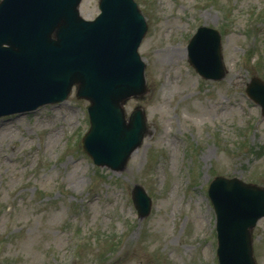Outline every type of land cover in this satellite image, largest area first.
Segmentation results:
<instances>
[{
  "label": "rangeland",
  "instance_id": "rangeland-1",
  "mask_svg": "<svg viewBox=\"0 0 264 264\" xmlns=\"http://www.w3.org/2000/svg\"><path fill=\"white\" fill-rule=\"evenodd\" d=\"M147 26L139 53L148 136L126 168L93 164L83 151L88 102L73 89L63 103L0 119V264H218L215 177L264 188V117L246 95L264 81V0H135ZM99 0H84L92 20ZM222 35L227 70L201 79L187 60L198 28ZM152 200L140 219L132 191ZM264 264V218L253 231Z\"/></svg>",
  "mask_w": 264,
  "mask_h": 264
},
{
  "label": "water",
  "instance_id": "water-1",
  "mask_svg": "<svg viewBox=\"0 0 264 264\" xmlns=\"http://www.w3.org/2000/svg\"><path fill=\"white\" fill-rule=\"evenodd\" d=\"M80 1L0 4V117L64 100L77 85L78 97L91 103L84 151L96 165L122 171L147 133L144 113L137 109L126 122L123 108L147 91L137 53L147 26L133 0H101L94 22L79 17ZM188 49L201 75L224 78L216 31L201 28ZM248 93L264 114V83L253 80ZM210 194L219 214L220 264H255L249 229L264 216V190L217 178ZM133 198L139 216H147L151 201L144 189L136 186Z\"/></svg>",
  "mask_w": 264,
  "mask_h": 264
}]
</instances>
